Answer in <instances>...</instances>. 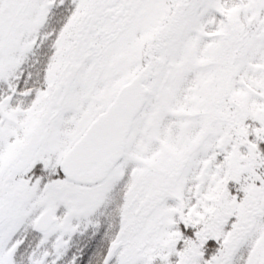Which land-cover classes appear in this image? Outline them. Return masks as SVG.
Here are the masks:
<instances>
[{"label": "snow or ice", "instance_id": "snow-or-ice-1", "mask_svg": "<svg viewBox=\"0 0 264 264\" xmlns=\"http://www.w3.org/2000/svg\"><path fill=\"white\" fill-rule=\"evenodd\" d=\"M0 264H264V0H0Z\"/></svg>", "mask_w": 264, "mask_h": 264}]
</instances>
